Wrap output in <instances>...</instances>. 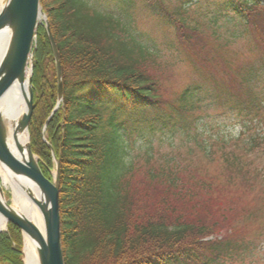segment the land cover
<instances>
[{
	"label": "trees",
	"instance_id": "16d2710c",
	"mask_svg": "<svg viewBox=\"0 0 264 264\" xmlns=\"http://www.w3.org/2000/svg\"><path fill=\"white\" fill-rule=\"evenodd\" d=\"M174 1L172 11L163 0H146L145 8L199 61L203 81L170 101L161 78L150 72L154 34L135 27L126 10L130 2L118 5L123 16L115 18L90 0H39L59 56L62 101L53 112L56 67L39 24L29 142L45 178L53 156L58 162L64 264H227L252 246L233 224L232 212L216 202L219 190L247 175L249 157H264V64L222 66L214 73L207 66L242 35L264 51V0H208L216 6L211 16L191 20L185 15L198 0ZM207 82L213 89L203 93ZM209 110L234 121L237 135L204 138L199 126L210 116L196 113ZM44 127L52 152L41 141ZM133 137L140 142L142 168L137 158H127L125 143ZM154 144L167 151L154 150ZM176 147L211 161L218 153L220 181L190 171ZM21 247L20 230L8 224L0 233V264H23Z\"/></svg>",
	"mask_w": 264,
	"mask_h": 264
},
{
	"label": "rangeland",
	"instance_id": "374dc122",
	"mask_svg": "<svg viewBox=\"0 0 264 264\" xmlns=\"http://www.w3.org/2000/svg\"><path fill=\"white\" fill-rule=\"evenodd\" d=\"M6 1L7 0H4L3 3L5 4ZM100 1L101 0H90L91 4H95L94 6L99 12L112 14L115 18L123 16L118 5L121 6L122 2L125 1L126 3L130 2L128 4L129 7L126 10L128 11L135 27L142 31L154 34L153 37L157 42L155 50L157 54L153 61L155 62V67L150 72L161 78L162 93L168 100H175L188 84L196 81H203L201 76H199L200 71L202 72L199 61L195 57H192V54L187 51V47H184L183 45L181 46L178 42L173 40L167 28L159 27L157 17H155L152 11L145 8L146 0H118V5L113 2L105 4L104 1ZM163 2L167 4V9L170 11L174 10L176 7L174 0H163ZM190 7L189 12L185 15V17L190 20L198 18L202 13L211 16V12L216 8L215 3L208 0H198ZM45 20L47 22L46 16ZM42 22L43 20H41L39 24ZM231 29L232 28H230V30ZM228 42L229 46L221 48L218 52L219 59L217 61H220L215 63L216 65L214 66H207V70L211 73L216 71L221 72L222 66L238 69L245 66L248 67L251 63L255 65L264 64V51L261 50V46L257 45L256 41L251 36L242 35V37ZM204 69L205 66L203 68V73ZM212 89L213 87L210 86L208 82L203 84V93L211 92ZM198 112L199 113L196 114H200L203 117L210 116L207 119L204 118L205 123L199 126L203 127L204 138H207L208 141L214 139L217 140V137L220 134L234 137L239 132L238 127L233 123L234 121L228 119V117H219L217 111L209 110ZM205 113H207L206 116H204ZM194 115L195 114H193V116L191 115V117L193 118ZM27 134L30 141L28 130ZM41 138L47 142L44 131L41 132ZM179 143L178 140H175L174 144L177 145ZM125 144V148L128 149L127 158H137L136 162L142 168L143 157H141V152L139 151L140 148L138 147L140 146L139 140L133 137L128 139ZM156 145L157 144H154V150H160L164 153L167 151L165 146L157 148ZM175 151L179 152L182 158L187 159L185 163L194 174L206 175L211 178L218 177L219 181L222 178L221 174H219L221 172L222 164L218 153L211 161L205 159L202 154L196 150H194L189 157H187V152L183 147H176ZM249 160L250 167L247 175L244 177L237 175L233 179L234 185L232 187L226 186V188L219 190L217 195V207L232 212L231 216L233 217V224L241 230L242 234L244 233V237H247L252 245L244 257L227 264H264V157L255 155L249 157ZM54 171V169H51L50 174H53ZM141 173L142 172H140V174ZM225 177H227V175L224 176V178ZM218 184L220 183L218 182ZM2 190V196H4L6 202L10 204V193L4 188H2Z\"/></svg>",
	"mask_w": 264,
	"mask_h": 264
},
{
	"label": "water",
	"instance_id": "95a60500",
	"mask_svg": "<svg viewBox=\"0 0 264 264\" xmlns=\"http://www.w3.org/2000/svg\"><path fill=\"white\" fill-rule=\"evenodd\" d=\"M41 20L45 22L46 35L53 54L54 67H56L57 105L54 108L55 111L62 101V72L59 56H57V48L54 45L55 42L39 0H7L0 11V32L6 28L11 30L6 53L0 61V99L14 84H26V89L28 90L25 99L26 112L19 125V129L25 132L28 130L32 109H34L33 91L31 89L32 46L35 42L36 28ZM2 131L3 127L0 122V166L3 165L16 176L24 177L28 181L34 182L44 196L45 203L36 205L44 218L45 241L41 239L37 228L25 216L13 212L8 204L5 207L0 204V215L5 219L6 225L11 224L18 228L22 236L25 234L32 239L38 240L40 264H64L60 246L58 162L54 159L55 176H52V180L49 181L41 173L37 157L30 152V145L27 147L28 162H21L6 146ZM48 146L51 151V146ZM2 195L3 191L0 188V196Z\"/></svg>",
	"mask_w": 264,
	"mask_h": 264
},
{
	"label": "bare ground",
	"instance_id": "6f19581e",
	"mask_svg": "<svg viewBox=\"0 0 264 264\" xmlns=\"http://www.w3.org/2000/svg\"><path fill=\"white\" fill-rule=\"evenodd\" d=\"M4 0H0V11ZM11 37L9 28L0 32V61L4 57ZM26 84H14L0 99V122L3 127V139L8 149L21 162H28L29 138L27 131H21L19 125L26 112V97L28 90ZM52 176H55L53 172ZM0 188L6 189L11 196L9 208L22 216H25L35 226L40 237L45 241V224L41 211L36 204L45 203L40 188L31 180L12 174L3 165L0 166ZM0 204L6 206L3 196H0ZM6 229V221L0 215V232ZM23 237V263L40 264L38 257L39 242L24 234Z\"/></svg>",
	"mask_w": 264,
	"mask_h": 264
}]
</instances>
